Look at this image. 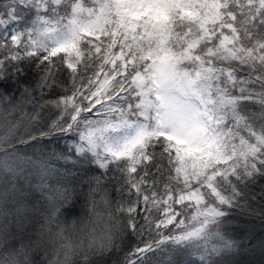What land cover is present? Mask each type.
<instances>
[{"label":"snow or ice","instance_id":"snow-or-ice-1","mask_svg":"<svg viewBox=\"0 0 264 264\" xmlns=\"http://www.w3.org/2000/svg\"><path fill=\"white\" fill-rule=\"evenodd\" d=\"M258 177L264 0H0V264H236Z\"/></svg>","mask_w":264,"mask_h":264},{"label":"trees","instance_id":"trees-1","mask_svg":"<svg viewBox=\"0 0 264 264\" xmlns=\"http://www.w3.org/2000/svg\"><path fill=\"white\" fill-rule=\"evenodd\" d=\"M35 75L33 70H29L28 78L32 79ZM63 143H56L52 140H37L29 147L23 148V151L29 154L36 153L37 155L44 152H51L53 148L59 150ZM84 176L83 173H78ZM79 188L80 185L78 184ZM83 191H87L84 187ZM248 199L243 203L242 208H236L231 211L230 219L226 225L227 230L241 237L244 241V247L234 257L236 264H264V177H258L256 181L246 189ZM83 200L78 202V214H82L83 209L80 205ZM137 241L132 238L127 241L128 245L135 244ZM108 264H112L114 258H105Z\"/></svg>","mask_w":264,"mask_h":264}]
</instances>
